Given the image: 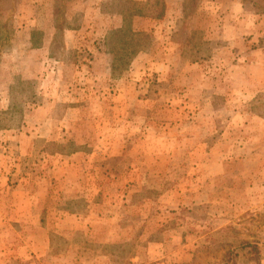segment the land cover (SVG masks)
Segmentation results:
<instances>
[{
    "label": "rangeland",
    "instance_id": "374dc122",
    "mask_svg": "<svg viewBox=\"0 0 264 264\" xmlns=\"http://www.w3.org/2000/svg\"><path fill=\"white\" fill-rule=\"evenodd\" d=\"M81 1L0 0V264H264V0Z\"/></svg>",
    "mask_w": 264,
    "mask_h": 264
},
{
    "label": "crops",
    "instance_id": "0c3cea01",
    "mask_svg": "<svg viewBox=\"0 0 264 264\" xmlns=\"http://www.w3.org/2000/svg\"><path fill=\"white\" fill-rule=\"evenodd\" d=\"M98 1L101 2V3L96 4L95 6H92V7L89 5V3L87 1H86V3L85 2H82V1L80 2V4H79V11H80V18H81L80 20L81 21H77L78 23H80V24H83V23H93L95 25H96L97 22L104 23V17H103L102 12H101L100 17L98 16V14H99V7H98V5L102 7V3L104 1H108V0H98ZM149 2L150 1H146V0H144V1L143 0H138V1L136 0V1L129 2V4L134 5L135 3L136 4L137 3H139V4L142 3V6L145 7L147 4H149V6H151ZM164 7H166L165 4H164ZM76 8H78V7H76ZM92 12H93V15H90ZM126 14L130 15L131 17H135V18H142V17H144V19H145V18L151 17L150 16L151 15L150 13H143L142 17H140L139 14H136L133 9L130 12H126ZM167 14L168 13H167V11L165 9V12L163 14V17H164V15L166 17ZM94 17H95V19H93ZM113 20H115V17L114 16H113ZM106 22H107V26L109 24H111L110 23L111 20L110 21L107 20ZM80 29H79V27L78 28H75V31L70 30V29H67L69 32L65 33V35L74 38V37H76V35L79 34L78 31H80ZM40 37H42V38H40ZM47 38L50 39L49 36H47ZM32 39H39L40 40V39H44V36L43 35H39L37 38H33L32 37ZM53 40H55V35H53ZM1 54H3V53H1ZM29 59H31L32 60V63H35V65L37 66L35 71L32 68L30 69ZM43 59H44V54H42L41 53V50H39V49L38 50H31L28 53H25V52L19 51V46H17L14 49V51L11 52V54H10V60H12V61H10V63H8V65L9 64L14 65L15 66V72L14 73H11L7 77L5 76L7 78V81L8 82L6 81L7 84L4 85L5 86V91L7 89L9 90V98H11V94H12V91H13L12 86H16V82H15V84H13V83L11 84V80L13 79V77L19 76V73H20L19 72V67L21 66L23 68L24 65L26 67L25 68V71H23V72L20 73V76H21L20 79L24 80L25 82L24 81H19V84H27V82L30 83L31 80L34 81V79H38V76H39L38 67L40 68V64H41L40 61L43 60ZM27 95H28L27 99L21 101V103L23 104V106H28L29 105V106H31L33 108L40 106V104H37L38 103L37 102L38 97L34 93H31L30 92V93H27ZM10 100L11 99L8 100V99H4L3 98L2 101H0V103L6 105L5 108H3V111L9 112V113H12V114H15V115H12L10 118L11 119H14L15 121H17V124L16 125H11V124L8 125L7 126L8 127L7 131H12V130H17V129L19 130V127H20L19 126V120H22V122H23V120L26 118V116L24 115V107L19 108L18 105H17V107H15L14 105L13 106L11 105L9 107ZM19 113H21V114L19 115ZM21 125H22V123H21ZM9 127H12V128H9Z\"/></svg>",
    "mask_w": 264,
    "mask_h": 264
}]
</instances>
